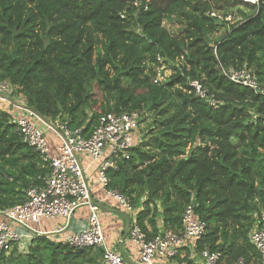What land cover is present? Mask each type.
<instances>
[{
	"label": "trees",
	"instance_id": "1",
	"mask_svg": "<svg viewBox=\"0 0 264 264\" xmlns=\"http://www.w3.org/2000/svg\"><path fill=\"white\" fill-rule=\"evenodd\" d=\"M158 66L171 74L155 84ZM220 67L246 69L264 87V0H0V82L29 109L84 130L106 113L140 111L143 129L151 116L129 159L107 172V188L138 210L147 238L178 232L193 205L207 229L195 253L218 252L217 264H259L249 233L264 211V96L230 83ZM190 80L218 106L196 98ZM6 110L0 208L22 203L48 173ZM93 249L38 236L23 250L0 251V264H97L103 250L98 257Z\"/></svg>",
	"mask_w": 264,
	"mask_h": 264
},
{
	"label": "built area",
	"instance_id": "2",
	"mask_svg": "<svg viewBox=\"0 0 264 264\" xmlns=\"http://www.w3.org/2000/svg\"><path fill=\"white\" fill-rule=\"evenodd\" d=\"M257 4V0H241ZM137 4H135L136 6ZM211 17H217L211 14ZM158 62H161L157 58ZM164 66L156 67L153 83L158 84L166 77ZM221 74L232 84L245 87L256 95L264 96L262 87L253 74L246 69L220 67ZM190 92L204 100L211 108L218 106L207 88L198 80L188 82ZM7 82H0V102L13 109L11 124L22 143L36 152L48 173L39 177L40 184L25 191L22 203L13 207L0 208V251L9 252L14 245L23 246L32 238L42 236L61 243L71 249L102 248L103 253L97 264H127L118 254L106 248L104 236L97 215V208L92 203L91 188L80 163L79 156H87L97 166V176L93 185L104 189L105 195L113 199L121 209L131 212L129 200L115 190L107 188L109 170H116L117 162L128 160L131 150L145 134L142 113L140 111L106 113L98 117L96 124L89 130L70 128L67 123L48 121L25 102L14 101V90ZM59 140L57 156H52L48 135ZM87 208L89 211L83 229L76 232L66 231L70 227L74 213ZM61 219L63 225L53 231L41 228L42 221ZM207 233L206 224L199 219L193 205L184 208L181 216V229L178 232L165 230L151 239L134 222L128 233L130 241L137 247V264H154L156 259L170 260L179 254L183 246L189 243L195 248L196 242ZM250 243L259 254V264H264V211L256 218L249 233ZM202 264H217L220 253L210 252L207 248L198 254ZM233 264H245L238 258Z\"/></svg>",
	"mask_w": 264,
	"mask_h": 264
},
{
	"label": "crops",
	"instance_id": "3",
	"mask_svg": "<svg viewBox=\"0 0 264 264\" xmlns=\"http://www.w3.org/2000/svg\"><path fill=\"white\" fill-rule=\"evenodd\" d=\"M11 111L13 109L10 107ZM48 142L50 145V151L52 156H57V145L59 140L53 135H48ZM80 163L85 170V175L89 184H92L91 197L92 203L97 208V215L104 236V244L107 249L118 253L127 264H137V247L130 241L128 237L129 229L131 225L136 221V213L138 210L133 209L131 212H126L121 209L119 205L111 198L105 195L104 189L98 185H93L97 176V166L92 164L90 159L85 156H79ZM89 211L87 208L76 211L72 216L71 223L68 232H76L83 229L86 220L88 218ZM48 224H52L50 228H47ZM63 225L61 219L53 221H42L41 228L45 231H53ZM127 232V233H126ZM189 243L185 244L182 250L179 252V258L188 260H200L198 254L195 253ZM92 252V251H91ZM100 259H97L99 262ZM201 262V260L199 261ZM154 264H178L176 260H162L156 259ZM181 264H185L182 262Z\"/></svg>",
	"mask_w": 264,
	"mask_h": 264
},
{
	"label": "rangeland",
	"instance_id": "4",
	"mask_svg": "<svg viewBox=\"0 0 264 264\" xmlns=\"http://www.w3.org/2000/svg\"><path fill=\"white\" fill-rule=\"evenodd\" d=\"M166 26V28L170 31V32H174L175 30V27L174 26H171V25H169V24H166L165 25ZM163 73H164V76L165 77H168L170 74H171V70L170 69H167L166 67H163ZM12 90H14V88L12 89ZM95 94H96V96L99 98V96H100V94L98 93V92H96L95 91ZM13 99H14V101H17V102H19V101H22V102H25V100H24V98L22 97V96H20V95H15L14 97H13ZM0 108L2 109V108H6L7 110L6 111H10L11 109H10V105H8V104H6V103H2V102H0ZM152 119H151V116L148 114V118H147V120H146V124H145V128L147 129L148 128V126H149V123H150V121H151ZM143 128H144V124H143V126H142ZM146 129H144V131L146 130ZM147 131V130H146ZM145 131V132H146ZM145 140H147V137L145 138ZM84 208H81V209H79L78 211H80V210H83ZM52 226V224H48L47 225V228H50ZM27 243V242H26ZM26 243L25 244H23L24 246L22 247V246H20V248H22V250L26 247ZM91 254L94 256V255H97L98 254V257L100 256V251H99V249L98 248H94L93 250H92V252H91ZM100 259V258H99Z\"/></svg>",
	"mask_w": 264,
	"mask_h": 264
},
{
	"label": "water",
	"instance_id": "5",
	"mask_svg": "<svg viewBox=\"0 0 264 264\" xmlns=\"http://www.w3.org/2000/svg\"><path fill=\"white\" fill-rule=\"evenodd\" d=\"M127 233V232H126Z\"/></svg>",
	"mask_w": 264,
	"mask_h": 264
}]
</instances>
